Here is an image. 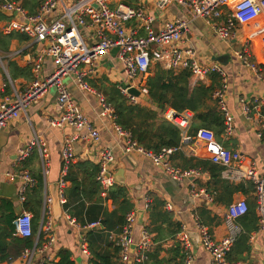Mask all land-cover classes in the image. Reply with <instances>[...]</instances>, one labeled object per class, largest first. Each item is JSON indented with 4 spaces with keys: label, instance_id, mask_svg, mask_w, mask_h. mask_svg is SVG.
<instances>
[{
    "label": "crops",
    "instance_id": "crops-1",
    "mask_svg": "<svg viewBox=\"0 0 264 264\" xmlns=\"http://www.w3.org/2000/svg\"><path fill=\"white\" fill-rule=\"evenodd\" d=\"M18 1L27 13L34 14L42 0ZM109 1L112 8H115L120 2L132 6L136 4V0ZM157 2L158 0H147L145 3V10L156 18V29L162 27L167 20L179 18L187 21L189 30L183 34L186 42H183L182 45L192 44L201 62L221 65L228 82L225 100L233 120L234 132L228 136L224 130L220 138L217 139L225 147L239 150L244 161L253 163L259 173L264 176V127L261 123L264 122V109L255 111L250 119L243 114L241 105V98H244L248 103L264 98V79L259 78L257 73L245 65L236 54L237 50L244 48L247 39L253 34L254 40L252 39L249 50L253 60L259 65L261 74L264 75V48L260 40V35L264 31V18H257L256 24H237L235 39L225 42L214 32L206 20L194 18L180 4L172 2L164 10H161L157 6ZM0 12L5 16L0 20V32L15 34L10 43L3 44L2 49L0 47L1 103L7 97L12 96L15 90H25L34 79L49 75L54 69V63L50 58H46L38 73H35L34 63L40 45L32 43V37L27 33L8 28L11 20L22 19L19 14L3 10ZM132 24L134 23L132 22ZM140 33L143 34L144 31L140 30ZM115 58L117 56H113L112 53L102 55L94 65L95 72L87 77L94 90L103 94L105 98L106 95L101 87L108 90L116 87L119 90L120 82L115 83L113 80L123 79L121 68L120 70L115 69ZM13 72L15 78L12 76ZM212 73L219 74L218 72ZM218 76L220 84L217 88H220L223 77L220 74ZM147 80L148 78L145 81L146 87ZM203 82L207 85L213 83L210 77ZM67 84L76 103L99 130L100 140L97 142L83 140L76 144L77 156L69 168L70 176L68 177L67 174L65 177L66 183L62 187V199L59 182L63 163L62 150L67 137L78 130L70 126L56 127L49 124V119L58 114L55 88L52 87L42 98L31 103L25 112H21L7 126L0 128V248L5 246V242H10V239L6 238L5 232L12 217L15 218L23 211H29L33 215V231L36 227V232L32 236L34 244H38L42 237V246H39L40 251L35 255L33 264H38L46 259L59 260L58 252L62 248L72 252L75 264H89L90 251L87 255L82 250L85 243L89 250L88 242L85 240L86 234L91 229H104V225L101 223L97 227H89V225L105 218L108 224L105 230L112 240L121 230L118 219L124 220V216L127 214L124 213L120 203H114L109 197L110 190L115 186L127 188L132 204L131 209L138 210L137 223L133 229L135 243L142 239L143 232L146 231L151 241L148 253L152 251L157 254L158 258L163 260L161 264L180 263L183 254L177 233L183 225L191 232L193 239L194 264H211L209 254L200 244L196 216L199 217L201 223L210 228L217 240L226 235L225 213L228 205L233 201L245 199L248 203L250 202L251 205H254L255 216L258 218L255 191H251L247 195L242 191L231 194L229 190L224 189L221 176L224 180L231 182V186L240 182L253 181H234L224 178L223 175L213 176L208 169L202 167V161H212L207 156L203 143L196 139V135L183 142L181 148L170 155L169 160L172 165L183 170L194 168L200 172L189 179H174L162 165H156L151 158L134 152L125 153L122 146L118 144L121 142L115 135L111 120L98 115L97 94L81 90L72 83L71 78ZM191 84H197L192 77ZM138 104L154 107L148 92L140 95ZM161 116H163V112ZM35 134H38L41 140L47 143L46 169L37 146L33 148L28 157L19 160L20 150L28 145ZM106 146L115 148L116 159L110 170L116 182L104 195L101 185L96 184L94 176L92 177L90 174L93 169L86 165V161L98 166L94 154L101 147ZM196 164L198 166H193ZM22 170H28L36 178L35 185L25 192V200H21L22 180L18 175L11 177L8 174H19ZM245 188L248 189L247 184ZM192 189L197 191L204 189L213 194L214 201L210 202L203 194L195 196ZM147 196L151 202L150 207L145 209ZM167 203L172 204V209L166 208ZM48 222L53 225L52 235L55 239L52 243L48 242L49 234L46 230ZM241 224L243 226L242 222ZM254 226H256L255 218L248 217L246 227L251 229L249 239L251 251L248 255L245 253L246 260L233 262L264 264V231H258V228L255 229ZM98 245L101 243L98 242ZM9 247H13V245L9 244ZM233 248L231 252H233ZM13 249L15 248L13 247ZM179 252H181V256L178 255ZM231 252L229 253L230 258L234 257ZM18 260L19 258L9 257L5 262L0 255V264H18Z\"/></svg>",
    "mask_w": 264,
    "mask_h": 264
},
{
    "label": "built area",
    "instance_id": "built-area-1",
    "mask_svg": "<svg viewBox=\"0 0 264 264\" xmlns=\"http://www.w3.org/2000/svg\"><path fill=\"white\" fill-rule=\"evenodd\" d=\"M146 1L136 0L133 6L120 2L112 8L109 0H42L37 12L29 14L18 0H0V10L19 14L22 17L21 20H11L8 28L27 33L32 37V43L40 45L34 63V72L38 73L46 58H50L54 63V69L49 75L34 79L25 90H15L12 96L0 103V128L7 126L21 112H25L31 103L42 98L52 87L55 88L58 114L49 119V124L56 127L70 126L78 130L67 137L62 150L63 163L59 181L62 199L65 177L77 156L76 144L83 140L97 142L101 136L99 130L76 103L70 87L64 81L66 77H70L72 83L81 90L97 94L98 115L111 120L115 135L121 142L118 144L122 146L125 153L134 152L151 158L156 165H162L165 171L177 180L189 179L200 172L194 168L183 170L172 165L169 160L170 155L179 150L183 142L191 138L188 130L192 123V111L178 112L172 107L165 108L163 117L182 129V139L178 146L154 152L140 145L132 132L117 122L113 104L89 84L87 77L95 72L94 65L97 60L102 55L110 54L115 47H118L116 56L122 65L123 72V79L118 84V88L128 101L134 104L139 103L141 94L148 92L145 81L155 62H162L174 71L189 70L195 83L205 81L212 72H218L223 77V83L215 90L213 96L225 115V134L229 136L234 132L233 120L225 100L228 82L221 65L201 62L192 44L182 45L186 42L183 34L189 30L187 21L179 18L167 20L162 27L156 29V18L145 10ZM172 2L180 4L194 18L206 20L225 42L235 39L237 24H256L257 18H264V0H158L157 6L164 10ZM140 30L144 33L141 34ZM252 39L254 40L253 34L247 39L244 48L237 50L236 54L245 65L257 73L259 78L264 79L259 65L253 60L249 50ZM260 40L264 48V31L260 35ZM130 88L139 90L140 95L132 94L129 91ZM241 105L243 114L251 119L255 111L264 109V98L251 103L241 98ZM261 123L264 127V122ZM196 139L203 143L209 159L223 167L221 174L224 178L254 182L258 231H264V176L259 173L253 163L244 161L239 150L225 147L212 129L199 128ZM35 146L39 149L46 169L47 143L41 140L38 134H35L28 145L20 150L19 160L28 157ZM94 157L99 166L97 180L101 185L102 193L106 195L116 182L110 170L116 159L115 148L101 147L95 152ZM8 174L11 177L18 175L22 180L21 200H25V192L35 185L36 178L28 170H22L19 174ZM192 192L195 196L203 194L210 202L214 201L213 194L204 189L199 191L192 189ZM150 202L151 199L147 196L145 209L150 207ZM166 208L172 209V204L167 203ZM248 208V202L245 199L233 201L228 205L224 218L226 235L220 240H217L210 228L201 223L196 216L200 244L209 254L211 264H238L229 260L228 256L237 240L245 232L240 219L247 213ZM48 212L50 214V211ZM137 217L136 208L127 212L119 234L112 238L120 248L121 260L128 264L144 262L151 245L146 231L143 232L142 239L135 243L133 229L137 223ZM100 223L99 220L90 224L89 227H97ZM12 225L14 235L24 238L34 236L33 215L29 211H23L17 215ZM46 230L49 234L48 242L52 243L55 237L52 235L51 222L46 224ZM177 237L183 254L179 264H194V243L191 232L183 225ZM133 244L136 245L134 252L131 251ZM82 250L89 255L86 243L83 244ZM39 251L37 244L25 248L21 254L23 264H33L35 255ZM43 263L44 261H40L38 264Z\"/></svg>",
    "mask_w": 264,
    "mask_h": 264
},
{
    "label": "trees",
    "instance_id": "trees-1",
    "mask_svg": "<svg viewBox=\"0 0 264 264\" xmlns=\"http://www.w3.org/2000/svg\"><path fill=\"white\" fill-rule=\"evenodd\" d=\"M5 18L4 14L0 12V20ZM15 36L14 33L4 34L0 32V47H4L3 44L10 43L11 39ZM262 67V66H261ZM264 68V65H263ZM219 74L210 73V77L213 81L211 85H207L204 82H199L195 85L191 84V73L187 69L174 71L167 68L162 62H156L151 70L147 80V90L151 103L155 107H147L141 104L130 103L128 99L121 94L116 88H110V90L101 87L104 90L108 102L115 106L117 114V122L125 129L130 130L133 137L139 142L140 145L148 150L154 152H160L164 148L178 146L182 139V129L171 121L166 120L161 113L166 107H172L178 112L184 110H190L193 112L192 123L188 134L191 137L196 135L198 128L208 127L215 131L217 138L225 130V115L220 109L217 99L213 96L217 86L220 84ZM13 78L14 72L12 73ZM86 165L91 166L93 169L90 174L94 176L96 184H100L96 180L98 172V166L92 162L86 161ZM202 167L208 169L213 176H221L223 167L212 163L210 161H202ZM199 164V163H198ZM193 166H198L193 165ZM203 169V168H202ZM70 176V169L68 177ZM221 181L224 189L231 192L242 191L246 195L251 191H255V185L251 181L240 182L235 186H231L232 183L224 180L221 176ZM246 184L248 189H246ZM109 197L114 203H120L124 213L126 214L131 209L132 204L128 197V190L124 186H115L109 192ZM248 211L241 218L245 232L235 243L233 248L234 257L229 258L231 261L247 259L249 252L251 251V245L249 243L251 229L246 227V220L248 217L255 218L256 226L258 228V218L255 216V207L248 203ZM126 211V212H125ZM9 222V227L5 232L7 239L10 242H5L0 248L1 258L7 261L9 257L19 258L18 264H23L21 259L22 251L27 247L34 245L33 237H19L14 235V228L12 220ZM125 220V216H124ZM124 220L118 219L119 226H122ZM104 225V229H91L87 232L85 240L88 242L91 264H127L121 260L120 248L109 238V234L106 233L108 226L105 218L100 220ZM121 229V227H120ZM120 231V230H119ZM36 232V227H34ZM96 242V243H95ZM98 242L101 245H98ZM42 237L38 241L37 246H42ZM12 244L13 247H9ZM7 246V247H6ZM181 252L178 253V255ZM245 253H247L245 255ZM59 260H44L43 264H75L72 259V252L69 249L62 248L58 252ZM145 262L135 264H161L163 260L158 258L157 254L150 251L147 254Z\"/></svg>",
    "mask_w": 264,
    "mask_h": 264
},
{
    "label": "water",
    "instance_id": "water-1",
    "mask_svg": "<svg viewBox=\"0 0 264 264\" xmlns=\"http://www.w3.org/2000/svg\"><path fill=\"white\" fill-rule=\"evenodd\" d=\"M117 51H118V47H115L112 49L111 53L113 56H115L117 54ZM132 94H135V95H140V92L139 90L135 89V88H130L129 90ZM141 212V211H140ZM139 212V214H140ZM135 248H136V245L133 244L132 247H131V251L134 252L135 251Z\"/></svg>",
    "mask_w": 264,
    "mask_h": 264
},
{
    "label": "rangeland",
    "instance_id": "rangeland-1",
    "mask_svg": "<svg viewBox=\"0 0 264 264\" xmlns=\"http://www.w3.org/2000/svg\"><path fill=\"white\" fill-rule=\"evenodd\" d=\"M115 63H116L115 69L120 70V68H121V70H122L121 63H120L119 59L115 58ZM69 80H70V77H66L64 81L67 83V82H69ZM121 80L116 78L113 81H115V83H117V82H120Z\"/></svg>",
    "mask_w": 264,
    "mask_h": 264
},
{
    "label": "bare ground",
    "instance_id": "bare-ground-1",
    "mask_svg": "<svg viewBox=\"0 0 264 264\" xmlns=\"http://www.w3.org/2000/svg\"><path fill=\"white\" fill-rule=\"evenodd\" d=\"M255 22H256V20H255Z\"/></svg>",
    "mask_w": 264,
    "mask_h": 264
}]
</instances>
